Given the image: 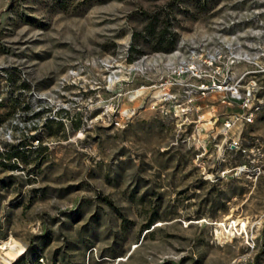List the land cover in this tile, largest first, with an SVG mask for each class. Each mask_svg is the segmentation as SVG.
Listing matches in <instances>:
<instances>
[{
    "label": "rangeland",
    "instance_id": "1",
    "mask_svg": "<svg viewBox=\"0 0 264 264\" xmlns=\"http://www.w3.org/2000/svg\"><path fill=\"white\" fill-rule=\"evenodd\" d=\"M10 239L9 264H264V0H0Z\"/></svg>",
    "mask_w": 264,
    "mask_h": 264
},
{
    "label": "trees",
    "instance_id": "2",
    "mask_svg": "<svg viewBox=\"0 0 264 264\" xmlns=\"http://www.w3.org/2000/svg\"><path fill=\"white\" fill-rule=\"evenodd\" d=\"M157 13L153 15H148V24L145 25L143 28V31L148 33V38L153 41L151 48L152 50H164L168 51L173 49L174 47V37L175 34L171 29H168V27H160L157 28L156 26V19H157ZM138 32L133 33V37L137 36ZM156 44V45H155ZM137 50L135 45L132 44L131 51Z\"/></svg>",
    "mask_w": 264,
    "mask_h": 264
},
{
    "label": "bare ground",
    "instance_id": "3",
    "mask_svg": "<svg viewBox=\"0 0 264 264\" xmlns=\"http://www.w3.org/2000/svg\"><path fill=\"white\" fill-rule=\"evenodd\" d=\"M243 226L244 224H242V227ZM0 249L3 250V255L0 259V262L3 264H9L12 261H15L24 252L22 245L19 242L11 239L3 243L0 246Z\"/></svg>",
    "mask_w": 264,
    "mask_h": 264
}]
</instances>
